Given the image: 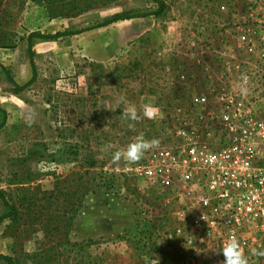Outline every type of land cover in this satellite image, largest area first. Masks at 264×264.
<instances>
[{
  "label": "rangeland",
  "instance_id": "1",
  "mask_svg": "<svg viewBox=\"0 0 264 264\" xmlns=\"http://www.w3.org/2000/svg\"><path fill=\"white\" fill-rule=\"evenodd\" d=\"M161 1L165 10L155 17L151 0H0V191L17 210L0 223V255L16 264L224 260L193 254L172 235L176 193L136 168L152 150L175 147L182 121L195 125L191 98L223 81L229 57L244 56L237 28L264 0ZM126 13L148 15L131 19L137 37L107 63L68 64L47 50L57 39H33L35 79L13 93L9 78L22 86L33 74L31 33L76 31ZM71 17L93 21L70 25ZM145 105L153 118L143 116ZM128 107L137 121L121 116ZM138 136L159 145L138 162H113ZM6 212L0 200V217ZM250 264H264V253Z\"/></svg>",
  "mask_w": 264,
  "mask_h": 264
},
{
  "label": "built area",
  "instance_id": "2",
  "mask_svg": "<svg viewBox=\"0 0 264 264\" xmlns=\"http://www.w3.org/2000/svg\"><path fill=\"white\" fill-rule=\"evenodd\" d=\"M237 29L244 56L191 98L195 125L182 121L175 147L152 150L136 171L176 193L172 235L193 254L223 255L237 241L250 264L264 253V6Z\"/></svg>",
  "mask_w": 264,
  "mask_h": 264
},
{
  "label": "crops",
  "instance_id": "3",
  "mask_svg": "<svg viewBox=\"0 0 264 264\" xmlns=\"http://www.w3.org/2000/svg\"><path fill=\"white\" fill-rule=\"evenodd\" d=\"M69 20L70 25H86L88 22L93 21L90 18L78 19L76 17H71ZM134 26V20L117 21L105 27L59 38L55 44H49L47 50L61 54L60 59L62 62L66 60L68 64L85 59L95 63H107L113 60L128 43L137 37ZM65 69L68 68L65 67ZM26 119L27 121L30 120L29 117ZM47 128H49V125Z\"/></svg>",
  "mask_w": 264,
  "mask_h": 264
},
{
  "label": "trees",
  "instance_id": "4",
  "mask_svg": "<svg viewBox=\"0 0 264 264\" xmlns=\"http://www.w3.org/2000/svg\"><path fill=\"white\" fill-rule=\"evenodd\" d=\"M151 1H153L157 5L158 8H157L156 12H154L153 14H149V15L159 17L164 12L165 6L161 0H151ZM147 15L148 14H144V15H131L129 13L121 14V15L117 14V15L110 17L109 19L104 20L101 23L90 24V25H87L86 27L78 29L76 31L47 34V35H40L38 33H31L27 38V42H28L27 54L29 55V63L31 65V69L33 71L32 72L33 74H32L31 79L22 86H19L11 78H9V81L13 86V90H12L13 93L22 92L35 79V67H34V63H33L32 58H31V56H32L31 44H32L33 39L36 38V39H43V40H56V39H59L62 37L73 36V35H77V34H80L83 32L91 31L93 29L105 27V26H108V25L115 23L117 21L131 20V19H135V18L145 17ZM95 67H98V66H95ZM0 68L2 71H6L5 68L1 64H0ZM0 114H2L4 116V118H3L4 120L0 124V128H1L5 123L6 113L0 109ZM0 200L3 202V205L5 206V208L7 210L6 214H4L3 216L0 217V223L2 221H4L5 219H10V220L14 219L17 216V210H16L15 206L11 205L8 201H6V199L4 197V193L2 191H0ZM0 259H2L6 264H16L14 259L10 256L0 255Z\"/></svg>",
  "mask_w": 264,
  "mask_h": 264
},
{
  "label": "clouds",
  "instance_id": "5",
  "mask_svg": "<svg viewBox=\"0 0 264 264\" xmlns=\"http://www.w3.org/2000/svg\"><path fill=\"white\" fill-rule=\"evenodd\" d=\"M123 99V98H122ZM156 114V110L145 105L143 108V116L146 118H153ZM126 120L135 122L139 119L137 110L135 107H128L123 109L122 115ZM132 125L130 124L129 127ZM159 140L152 139L146 141L142 136H138L135 142L130 143L123 151H117L113 155V162H118L123 157L129 162H138L143 158L144 153L149 149L158 147ZM224 256V264H248L247 257L242 254L237 241H230L226 248L221 252Z\"/></svg>",
  "mask_w": 264,
  "mask_h": 264
}]
</instances>
